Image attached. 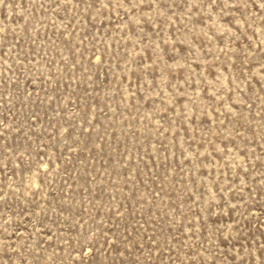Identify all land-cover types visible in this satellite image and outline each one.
Listing matches in <instances>:
<instances>
[{
  "label": "rangeland",
  "instance_id": "374dc122",
  "mask_svg": "<svg viewBox=\"0 0 264 264\" xmlns=\"http://www.w3.org/2000/svg\"><path fill=\"white\" fill-rule=\"evenodd\" d=\"M0 264H264V0H0Z\"/></svg>",
  "mask_w": 264,
  "mask_h": 264
}]
</instances>
